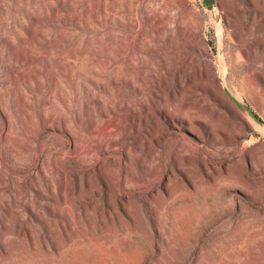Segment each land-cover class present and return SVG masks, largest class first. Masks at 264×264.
I'll list each match as a JSON object with an SVG mask.
<instances>
[{
	"label": "rangeland",
	"instance_id": "374dc122",
	"mask_svg": "<svg viewBox=\"0 0 264 264\" xmlns=\"http://www.w3.org/2000/svg\"><path fill=\"white\" fill-rule=\"evenodd\" d=\"M0 264H264V0H0Z\"/></svg>",
	"mask_w": 264,
	"mask_h": 264
},
{
	"label": "water",
	"instance_id": "95a60500",
	"mask_svg": "<svg viewBox=\"0 0 264 264\" xmlns=\"http://www.w3.org/2000/svg\"><path fill=\"white\" fill-rule=\"evenodd\" d=\"M207 2L209 1V0H206Z\"/></svg>",
	"mask_w": 264,
	"mask_h": 264
},
{
	"label": "bare ground",
	"instance_id": "6f19581e",
	"mask_svg": "<svg viewBox=\"0 0 264 264\" xmlns=\"http://www.w3.org/2000/svg\"><path fill=\"white\" fill-rule=\"evenodd\" d=\"M227 78V77H226Z\"/></svg>",
	"mask_w": 264,
	"mask_h": 264
}]
</instances>
